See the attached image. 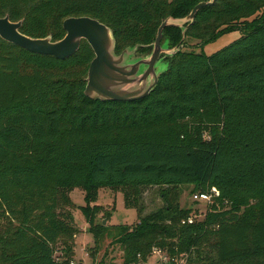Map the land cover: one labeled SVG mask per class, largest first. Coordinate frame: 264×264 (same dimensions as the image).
Returning a JSON list of instances; mask_svg holds the SVG:
<instances>
[{"label":"trees","instance_id":"trees-1","mask_svg":"<svg viewBox=\"0 0 264 264\" xmlns=\"http://www.w3.org/2000/svg\"><path fill=\"white\" fill-rule=\"evenodd\" d=\"M201 1L0 0V17L58 40L65 18L91 16L112 29L117 54L138 45L146 55L164 19ZM186 26L184 37L177 26L162 30L178 50L164 56L154 89L131 101L85 95L94 57L85 40L58 59L0 38V264H71L66 191H85L80 210L100 243L108 227L94 221L99 205L88 206L97 189L145 184L219 196L191 224L181 220L196 214L165 198L134 225L115 226L122 264H147L153 247L186 264H264V0H215ZM230 31L239 37L212 54L183 49L186 38L201 46Z\"/></svg>","mask_w":264,"mask_h":264},{"label":"water","instance_id":"water-1","mask_svg":"<svg viewBox=\"0 0 264 264\" xmlns=\"http://www.w3.org/2000/svg\"><path fill=\"white\" fill-rule=\"evenodd\" d=\"M214 1L198 2L185 17L164 19L157 29L151 51L146 55L135 56L138 45L128 46L117 54L112 29L97 18L86 15L65 18L62 23L65 34L58 40H52L51 35L42 38L25 35L20 31L22 20L11 21L6 15L0 17V38L30 52L58 59L73 55L85 40L94 53L87 70L85 95L92 99L131 101L147 96L154 89L160 74L167 69L163 56L178 50V46L169 48L166 41L162 42V30L166 26H177L182 28L184 37L186 24L194 20L202 7ZM159 62L164 64V68L156 73L155 67Z\"/></svg>","mask_w":264,"mask_h":264},{"label":"rangeland","instance_id":"rangeland-1","mask_svg":"<svg viewBox=\"0 0 264 264\" xmlns=\"http://www.w3.org/2000/svg\"><path fill=\"white\" fill-rule=\"evenodd\" d=\"M238 37V31H230L201 46H199L198 40L186 38V45L183 49L187 51H203L209 55ZM135 56H138V53H135ZM163 68L164 64L159 62L158 66L155 67V72L158 73ZM125 187L124 189H117L113 186L100 187L97 189L95 201L88 204L90 209L99 205L100 210L96 214L94 221L102 222L108 227V231L100 243L94 241L93 235L89 231V224L80 210V207L87 205L84 196L85 191L81 187H73L66 191L71 203L74 205V208L71 209L73 217L71 222L77 230L73 237L74 247L72 249L74 252L72 261L75 264H98L99 261H103V264H122L123 251L120 245L114 242V236L116 235L115 226L134 225L137 222L138 215H146L164 206L166 204L165 198H168V202L176 200L180 208H189L192 210L191 212L200 217L204 215L208 204L207 202H195L192 200V192L198 190L195 184L178 186L145 184L137 189L130 185ZM125 191L129 194L128 204H125L124 200L123 193ZM55 249L54 255L56 257L62 256L61 246L57 245ZM91 252H94L93 256ZM153 261L154 259H149L147 264H154Z\"/></svg>","mask_w":264,"mask_h":264},{"label":"built area","instance_id":"built-area-1","mask_svg":"<svg viewBox=\"0 0 264 264\" xmlns=\"http://www.w3.org/2000/svg\"><path fill=\"white\" fill-rule=\"evenodd\" d=\"M219 196V191L217 188L212 187L210 191H200L194 192L191 195L193 201H203L208 204L213 201L214 198ZM197 218H201L199 215H190L185 219H182V223H193ZM149 259H154V264H186V256L183 255H174L170 256L165 249L159 247H153L149 255ZM147 260V262H148ZM71 264H75L71 262Z\"/></svg>","mask_w":264,"mask_h":264}]
</instances>
